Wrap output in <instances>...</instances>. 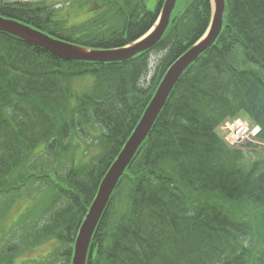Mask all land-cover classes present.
I'll list each match as a JSON object with an SVG mask.
<instances>
[{"label": "trees", "instance_id": "1", "mask_svg": "<svg viewBox=\"0 0 264 264\" xmlns=\"http://www.w3.org/2000/svg\"><path fill=\"white\" fill-rule=\"evenodd\" d=\"M148 1L93 0L102 3L95 16L70 25L54 5L0 0V17L80 47L110 50L154 26L164 0L154 10ZM225 1L221 35L182 76L120 180L87 264H264V153L246 165L251 154L230 149L217 134L222 122L244 114L262 128L264 141V0ZM211 14L210 0L178 1L174 22L153 50L163 56L149 81L150 51L121 63L66 62L0 33V198L43 196L23 241L1 248L0 264H15L23 248L47 242L58 247L31 264H70L102 178L169 66L208 30ZM236 48L257 69L235 68ZM90 77L88 93L72 91V79ZM199 127L205 136L195 133ZM74 137L91 139L97 154L52 172ZM9 207H0L1 214ZM185 226L192 232L179 234Z\"/></svg>", "mask_w": 264, "mask_h": 264}, {"label": "water", "instance_id": "2", "mask_svg": "<svg viewBox=\"0 0 264 264\" xmlns=\"http://www.w3.org/2000/svg\"><path fill=\"white\" fill-rule=\"evenodd\" d=\"M177 1L178 0H166L159 24L149 37L130 48H125L118 51H87L65 44L61 41H55L53 38L37 32L29 27L1 18L0 32H6L8 34L23 38L29 43L40 47L52 55L66 61L94 63L122 62L135 57L139 53H143L153 48L160 41L168 25L170 24L171 15ZM224 10V0H214L213 22L207 37L197 46L190 49L188 53H185V55L181 57L165 75V78L160 84L149 107L145 111L138 127L135 129L133 135L104 177L99 187L97 196L89 210V213L86 216L82 227L79 230L72 264L86 263L92 236L108 205L109 199L115 187L124 174L126 168L131 163L137 150L152 129L159 113L164 107L170 93L182 74L188 69L190 65L196 62L198 58L203 55L218 38L223 26Z\"/></svg>", "mask_w": 264, "mask_h": 264}, {"label": "rangeland", "instance_id": "3", "mask_svg": "<svg viewBox=\"0 0 264 264\" xmlns=\"http://www.w3.org/2000/svg\"><path fill=\"white\" fill-rule=\"evenodd\" d=\"M28 2H46L47 5L55 4V8L60 11V15L64 18H67L70 25H79L83 23L85 20L89 19L91 17V6H92V0H78L75 5H73L72 1L69 0H27ZM71 4V5H70ZM148 7L151 10H154L156 8V0H149ZM162 54L159 52H152L151 53V67L152 71L150 75H152L154 68L158 64ZM236 61L240 62L237 63V66L240 68H251V66L246 65L245 63L241 62V55L237 54L235 56ZM243 58V57H242ZM82 89V86H80ZM245 118V117H243ZM247 119V118H246ZM86 144V143H85ZM86 146L83 144H80V152H79V159H83V152L85 150ZM238 149H241L243 151H252V148H247L245 145H239ZM97 150L90 151V154L87 157L92 156L94 153H96ZM88 159V158H86ZM72 160H74L75 163H78V159L75 156H71L69 154L65 160H62L61 163H64L65 167H68L71 165ZM85 161V160H84ZM88 161V160H86ZM55 169H61L62 165L60 164H54L53 165ZM43 196H41V193H32L30 196L23 195L21 196L20 200L17 199V203L14 199H10L8 202H0V207H5L7 203H16L11 207L10 211L3 212V214H0V223L2 222V226L0 227V250L4 245H8L12 241V237H22L24 234V229H28L29 219L32 216V210L37 207L42 200ZM23 203V205H21ZM58 247V244L56 242L49 243L47 246H44L42 248L37 249H30L27 251V253L18 258V263L23 262L26 264H31L34 262L43 261L51 252L52 250H55ZM1 256V255H0Z\"/></svg>", "mask_w": 264, "mask_h": 264}, {"label": "bare ground", "instance_id": "4", "mask_svg": "<svg viewBox=\"0 0 264 264\" xmlns=\"http://www.w3.org/2000/svg\"><path fill=\"white\" fill-rule=\"evenodd\" d=\"M243 30L249 33L252 31V28L247 26V27H244ZM54 40L60 42V39L55 38ZM254 86H256V85H254ZM240 128L241 127L239 126L236 129H240ZM195 133L202 135V136H205V130L202 127L195 129ZM228 138L232 140V143H237L238 141H240L243 145L246 146V149L247 148L249 149L248 145H251V146L255 145V142H253L252 139H250L249 137H245V136L237 137V135L235 134V135H230ZM244 153H246V152L244 151ZM262 153H264V142L260 143L258 149L255 151L254 154L259 155ZM250 182H251V184H253L255 182V177ZM262 226H263V223H262ZM184 228H185L184 230H181V229L179 230V234H185V233H191L192 232V229L190 228V226H185ZM213 234L216 235L217 232L214 231Z\"/></svg>", "mask_w": 264, "mask_h": 264}]
</instances>
